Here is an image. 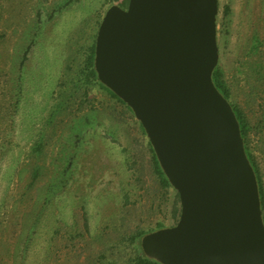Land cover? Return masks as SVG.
Here are the masks:
<instances>
[{"label":"rangeland","instance_id":"obj_1","mask_svg":"<svg viewBox=\"0 0 264 264\" xmlns=\"http://www.w3.org/2000/svg\"><path fill=\"white\" fill-rule=\"evenodd\" d=\"M127 1L0 0V264H138L133 236L178 220L140 122L85 68ZM216 28L264 216V0H218Z\"/></svg>","mask_w":264,"mask_h":264},{"label":"water","instance_id":"obj_2","mask_svg":"<svg viewBox=\"0 0 264 264\" xmlns=\"http://www.w3.org/2000/svg\"><path fill=\"white\" fill-rule=\"evenodd\" d=\"M218 0L111 4L95 37L97 79L140 122L177 222L143 234L160 264H264L257 177L229 100L214 84Z\"/></svg>","mask_w":264,"mask_h":264},{"label":"trees","instance_id":"obj_3","mask_svg":"<svg viewBox=\"0 0 264 264\" xmlns=\"http://www.w3.org/2000/svg\"><path fill=\"white\" fill-rule=\"evenodd\" d=\"M93 61H94V45H93V48H92L90 54L88 55V57L86 59L85 68L87 69V71H88L87 73H89V75H91L92 77H95L97 79V75H96V71L94 69ZM212 78H213L214 84L219 89V91L228 99V97H229L228 89L224 86L223 81H222L221 76H220V72H219V70L217 68L214 69L213 74H212ZM97 81L99 82L100 86L105 88L112 96L116 97L121 102H123L110 89H108L105 85L100 83V81L98 79H97ZM232 107H233V110L235 112V115H236V117L238 119V122H239V125H240V131H241V135H242L243 140H244V145H245V150H246L247 156H248V158H249V160H250V162H251V164H252V166L254 168V171H255V174H256V177H257L259 195H260V201H261V208H262V200H263L262 183L260 181V176H259V172H258L257 166H256V164L254 162V159H253L250 151L248 150V147H247V144H246V136H247L246 134L248 132L247 121H246V118H245L244 114L241 112V110L239 108L235 107L234 105H232ZM141 128H142V126H141ZM149 148H150V152H151V156H152V162H153L154 171L156 172V174L158 173L159 178L161 179L162 183L165 186H169L170 184H169L166 176L164 175V173L162 172V169L160 168V166L158 164V161H157L156 156L154 154V151H153V149H152V147L150 145V142H149ZM179 214H180V210H178L176 216L177 215L179 216ZM263 221H264V216H263ZM160 227H163V225L159 224L157 226V228H160ZM149 231H152V230H148V231L141 230V231H139L138 233H136L133 236V243H134L135 248L137 250L136 260H137L138 264H160L156 260L146 257L145 254L141 250L140 243H139L140 242V238H141V236L143 234H145V233H147Z\"/></svg>","mask_w":264,"mask_h":264},{"label":"flooded vegetation","instance_id":"obj_4","mask_svg":"<svg viewBox=\"0 0 264 264\" xmlns=\"http://www.w3.org/2000/svg\"><path fill=\"white\" fill-rule=\"evenodd\" d=\"M126 5H127V3H126ZM126 5H123L122 7H125Z\"/></svg>","mask_w":264,"mask_h":264}]
</instances>
